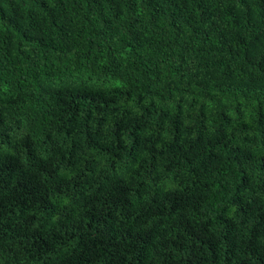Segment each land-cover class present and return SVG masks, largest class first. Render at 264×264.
I'll return each instance as SVG.
<instances>
[{"label":"trees","instance_id":"obj_1","mask_svg":"<svg viewBox=\"0 0 264 264\" xmlns=\"http://www.w3.org/2000/svg\"><path fill=\"white\" fill-rule=\"evenodd\" d=\"M0 264H264V0H0Z\"/></svg>","mask_w":264,"mask_h":264}]
</instances>
